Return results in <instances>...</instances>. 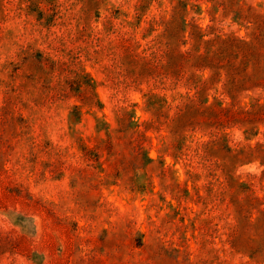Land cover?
Wrapping results in <instances>:
<instances>
[{"label": "rangeland", "instance_id": "obj_1", "mask_svg": "<svg viewBox=\"0 0 264 264\" xmlns=\"http://www.w3.org/2000/svg\"><path fill=\"white\" fill-rule=\"evenodd\" d=\"M0 264H264V0H0Z\"/></svg>", "mask_w": 264, "mask_h": 264}, {"label": "trees", "instance_id": "obj_2", "mask_svg": "<svg viewBox=\"0 0 264 264\" xmlns=\"http://www.w3.org/2000/svg\"><path fill=\"white\" fill-rule=\"evenodd\" d=\"M244 42V41H243Z\"/></svg>", "mask_w": 264, "mask_h": 264}]
</instances>
